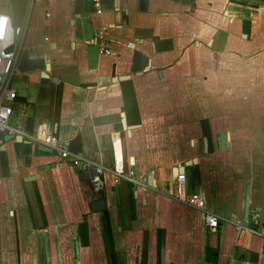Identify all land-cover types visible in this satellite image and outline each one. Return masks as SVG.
<instances>
[{"label": "crops", "instance_id": "crops-1", "mask_svg": "<svg viewBox=\"0 0 264 264\" xmlns=\"http://www.w3.org/2000/svg\"><path fill=\"white\" fill-rule=\"evenodd\" d=\"M102 9L0 0L27 27L12 86L33 134L107 168L96 193L91 173L4 136L0 264H264V0ZM104 27L110 56L97 40ZM115 158L132 179L115 174ZM180 167L188 193L219 216L216 232L172 198Z\"/></svg>", "mask_w": 264, "mask_h": 264}, {"label": "built area", "instance_id": "built-area-1", "mask_svg": "<svg viewBox=\"0 0 264 264\" xmlns=\"http://www.w3.org/2000/svg\"><path fill=\"white\" fill-rule=\"evenodd\" d=\"M96 14L101 15L102 0H91ZM0 21H3L2 36H0V145L3 137L13 135L21 136L24 140L34 142L37 145H44L51 148L58 154L62 161H70L72 165L86 173H91V182L96 193L103 191L105 186L104 176L107 168L96 164L83 156L73 153L69 145L60 138L53 135H35L27 130L26 120L28 118L27 106H20L18 103L17 91L13 88V77L17 71V64L25 45L27 27L15 26L11 16L0 13ZM107 28H102L97 33V40L100 46V54L110 56L113 52L108 47L105 34ZM130 48V46H129ZM19 110L20 120L17 125L12 124L15 112ZM115 174L120 178H133L135 173L125 172L120 161L115 158ZM172 198L176 201L194 207L204 213L205 223L210 231L216 232L220 226V218L215 213L206 209L203 196L189 194L187 191V176L180 174L174 179V192ZM252 232L259 233L253 230Z\"/></svg>", "mask_w": 264, "mask_h": 264}, {"label": "water", "instance_id": "water-1", "mask_svg": "<svg viewBox=\"0 0 264 264\" xmlns=\"http://www.w3.org/2000/svg\"><path fill=\"white\" fill-rule=\"evenodd\" d=\"M128 78H129V76H126V77L119 78V80H126ZM17 101H20V100L17 99ZM34 124H35L34 119H32V118L28 119V121H27V130L29 132H31V133H33L34 130H35L34 129V127H35ZM124 129H125V131H127V127H126V123L125 122H124ZM11 140H16L19 143L24 142V139L21 136L15 137L13 135H8L6 137V141L9 142ZM5 148H6L5 146H2V150H5ZM39 149L44 151V152L50 153V154L53 153V150L51 148H48V147H46V146H44L42 144L39 146ZM198 162H199V160L195 159L192 163L197 164ZM178 173H180V174L186 173V168L185 167L177 168V175H178ZM177 175H175V176H177ZM28 180L33 181V180H35V178L34 177L33 178H29ZM91 207H92L93 211H95V212L96 211H101V210H104L106 208V202H105L104 199L96 200V201L92 202Z\"/></svg>", "mask_w": 264, "mask_h": 264}, {"label": "snow or ice", "instance_id": "snow-or-ice-1", "mask_svg": "<svg viewBox=\"0 0 264 264\" xmlns=\"http://www.w3.org/2000/svg\"><path fill=\"white\" fill-rule=\"evenodd\" d=\"M3 23V21H0V36H2Z\"/></svg>", "mask_w": 264, "mask_h": 264}]
</instances>
